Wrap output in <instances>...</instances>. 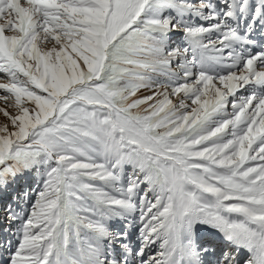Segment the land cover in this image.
<instances>
[{
    "label": "snow or ice",
    "instance_id": "1",
    "mask_svg": "<svg viewBox=\"0 0 264 264\" xmlns=\"http://www.w3.org/2000/svg\"><path fill=\"white\" fill-rule=\"evenodd\" d=\"M0 93V264H264V0H0Z\"/></svg>",
    "mask_w": 264,
    "mask_h": 264
},
{
    "label": "rangeland",
    "instance_id": "2",
    "mask_svg": "<svg viewBox=\"0 0 264 264\" xmlns=\"http://www.w3.org/2000/svg\"><path fill=\"white\" fill-rule=\"evenodd\" d=\"M4 107H7V106L4 105L3 103H0V108H4ZM8 110L12 112L13 114H15V109L9 107ZM8 122H9L8 118L5 117L2 112H0V124L8 123ZM37 183L38 181L33 176L26 175L24 177L18 178L15 184L10 186L9 192L10 193H23L25 190L31 191L32 197L29 199V202H28L30 205L32 200L35 198V192L33 190L36 188ZM5 202L6 200L3 198L2 195H0V214H2V209H3V205ZM15 227L16 226L13 225V228ZM115 227L119 228L121 227V225L117 223L115 224ZM2 235H3V225L0 224V236Z\"/></svg>",
    "mask_w": 264,
    "mask_h": 264
}]
</instances>
